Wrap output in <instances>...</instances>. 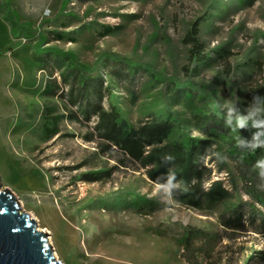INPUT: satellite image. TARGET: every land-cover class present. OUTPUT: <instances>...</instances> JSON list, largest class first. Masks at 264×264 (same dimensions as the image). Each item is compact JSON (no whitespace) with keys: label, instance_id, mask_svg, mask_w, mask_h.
I'll return each instance as SVG.
<instances>
[{"label":"rangeland","instance_id":"374dc122","mask_svg":"<svg viewBox=\"0 0 264 264\" xmlns=\"http://www.w3.org/2000/svg\"><path fill=\"white\" fill-rule=\"evenodd\" d=\"M0 7L2 188L9 187L38 229L48 232L57 259L189 264L182 252L193 227L201 230L200 264H264V200L248 192L245 164L228 150L226 138L205 163L230 199L205 200L197 208L157 188L119 150L101 154L103 142L86 138L96 118L70 119L74 108L65 97L47 92L54 81L61 83L65 64L55 52L70 53L84 72L109 83L102 103L117 105L131 125L156 115L175 122L172 140L205 138L195 114L205 105L227 114L264 83V0H0ZM10 16L23 27L16 33ZM194 22L209 59L187 73L184 38ZM123 63L138 67L131 82L112 72ZM190 88L197 93L188 95ZM57 116L60 133L47 138ZM108 170L111 176L102 180L81 177ZM237 205L244 229L222 222Z\"/></svg>","mask_w":264,"mask_h":264},{"label":"trees","instance_id":"16d2710c","mask_svg":"<svg viewBox=\"0 0 264 264\" xmlns=\"http://www.w3.org/2000/svg\"><path fill=\"white\" fill-rule=\"evenodd\" d=\"M9 19L12 21L14 33L23 28L15 23L12 16ZM199 26L198 22H194L184 38L190 46L188 65L184 66L187 73H197L200 65L209 59L205 52L204 42L199 37ZM55 54L58 58H64L65 64L60 74L61 83L54 81L47 92L51 96L65 97L66 104L74 108L66 115L70 119L80 122L81 120L92 121L93 117L96 118L93 131L86 135V138L87 141H95V138H98L103 142L101 154H106L110 150H119L125 160H131L135 166L144 169L151 181L155 182L159 178L158 183L160 184L167 182L169 170L175 172L176 180L180 181V187L172 189L170 195L177 202L199 208L205 200L225 202L230 199V191L224 186L223 180H212V168L205 163L207 157L219 151L217 148L221 147V141L226 138L224 142L228 150L233 153V156L242 157V162L245 164L246 176L251 182L248 192L256 195L259 201L264 200V188L258 187L264 184V179L260 177L259 169H253L255 162L264 158V147H258L254 152L251 149L253 135L257 131L264 132V128L253 127V120L264 119V83L253 87L246 95L244 103L235 109L231 126H226L228 113H219L214 107L205 105L202 112L195 114V123L198 130L207 137L172 140L171 135L175 128L173 120L152 115L137 125H131L117 105L112 103L107 107L102 103V98L106 94L110 96L109 83L105 87L97 72H84L79 67L81 63L70 53L55 52ZM48 56L50 55L46 53V56H41V58H48ZM57 57L53 63L60 61ZM137 71L138 67L125 63L112 69L117 80L129 82L133 80ZM173 87L178 92L183 89L177 83H174ZM196 93L194 88L188 90L190 96ZM249 109L252 112H249ZM250 114L252 118L247 121V127L236 128V117ZM58 119L59 116L49 122L52 128L47 138H53L60 133ZM233 128L235 131L232 130ZM237 139L245 143L238 147ZM260 140L264 141V135L260 136ZM166 155H171L173 162H165L163 157ZM125 160L121 162L124 164ZM109 171L95 174L85 173L81 177L88 181H98L106 176L110 177L111 171ZM207 180H211L209 186H206ZM222 222L227 227L244 229L242 206H234L231 214ZM261 224L264 226V217L261 219ZM200 233V229L191 227L184 241L182 257L189 264H200L199 254L202 249L196 243Z\"/></svg>","mask_w":264,"mask_h":264},{"label":"water","instance_id":"95a60500","mask_svg":"<svg viewBox=\"0 0 264 264\" xmlns=\"http://www.w3.org/2000/svg\"><path fill=\"white\" fill-rule=\"evenodd\" d=\"M0 179V264H64L57 259L48 232L24 211L16 194Z\"/></svg>","mask_w":264,"mask_h":264},{"label":"clouds","instance_id":"9594fccd","mask_svg":"<svg viewBox=\"0 0 264 264\" xmlns=\"http://www.w3.org/2000/svg\"><path fill=\"white\" fill-rule=\"evenodd\" d=\"M254 99H256L254 97ZM235 112L234 107H230L228 109V118H227V123L226 126H231L232 125V114ZM252 118L251 114L249 116H237L236 117V128L244 129L247 127V121ZM253 127L257 129H262L264 128V119H257L253 120ZM235 131V128L232 129ZM264 135V132L257 131L252 138L251 141V149L254 152L256 148L258 147H264V141L260 140V136ZM245 143V141L237 139V146H242ZM218 159L226 160L227 157H219V154H217ZM165 162H173V157L171 155H166L163 157ZM253 169H259V175L262 179H264V158L258 159L254 166ZM159 178H157V181L154 182L155 186L157 188H163L167 192H171L172 189L180 187V181L176 180V173L169 170L168 176H167V182L165 184H160L158 183ZM258 187L264 188V184L258 185Z\"/></svg>","mask_w":264,"mask_h":264}]
</instances>
